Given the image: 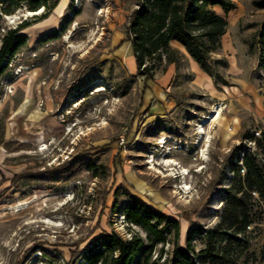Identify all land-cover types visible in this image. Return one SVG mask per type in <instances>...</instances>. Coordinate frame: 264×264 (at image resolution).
I'll list each match as a JSON object with an SVG mask.
<instances>
[{
	"label": "rangeland",
	"instance_id": "1",
	"mask_svg": "<svg viewBox=\"0 0 264 264\" xmlns=\"http://www.w3.org/2000/svg\"><path fill=\"white\" fill-rule=\"evenodd\" d=\"M232 1L211 53L217 77L171 41L162 60H147L145 80L126 39L139 0H58L37 14L24 1L0 12V38L28 24L27 45L0 78V264H64L75 248L80 262L112 231L148 243L125 218L132 197L179 222L153 258L169 256L173 241L186 247L191 229L201 231L194 251L203 246L243 153L264 162L254 142L264 131V0ZM252 200L234 264H264V209L256 192Z\"/></svg>",
	"mask_w": 264,
	"mask_h": 264
},
{
	"label": "trees",
	"instance_id": "2",
	"mask_svg": "<svg viewBox=\"0 0 264 264\" xmlns=\"http://www.w3.org/2000/svg\"><path fill=\"white\" fill-rule=\"evenodd\" d=\"M23 2L30 11L45 7L51 12L58 0L52 3L49 0H0V12L10 14ZM213 5H219L224 13L236 7L232 0H139L138 7L129 17L126 36L132 47L136 71L144 75L145 80L151 79V67L147 60L154 56L162 60V56L171 51L170 42L177 41L204 71L217 77L211 53L220 48V37L226 31L227 20L210 9ZM27 25L23 22L1 36L0 78L9 69L11 60L27 45L28 38L20 31ZM56 33L48 34L44 39L54 38ZM258 39L264 44V20L258 30ZM222 64L224 66V61ZM254 142L264 156V131L259 138H254ZM4 144L1 131L0 145ZM86 169H92L91 162L86 163ZM234 172L226 189L220 221L216 228L207 230V239L198 251H194L191 241L201 233L199 228L187 232L186 247L173 241L169 256L161 260V250L159 256L153 258L156 245L169 241L164 228L171 229L174 238H177L179 222L132 197L125 207V218L147 232L148 243L137 234L123 239L112 231L104 233L100 242L88 246L82 254V261L78 262L75 256L78 249L75 248L64 264H234L239 258L237 247L241 240L238 236L243 235L253 222L254 192L261 200V211L264 209V162L257 152L245 151ZM247 247V244L244 245L240 254ZM261 257L264 259V247Z\"/></svg>",
	"mask_w": 264,
	"mask_h": 264
},
{
	"label": "bare ground",
	"instance_id": "3",
	"mask_svg": "<svg viewBox=\"0 0 264 264\" xmlns=\"http://www.w3.org/2000/svg\"><path fill=\"white\" fill-rule=\"evenodd\" d=\"M40 11H41V8L38 9V10H36V11H30V12H31V13H35V14H37V13H39ZM218 117H219V111H218V109L216 108V109L214 110L213 115H211V116L209 117V119L213 120V119H217ZM207 121H208V120L204 121V123H206ZM199 128H200L199 131H200L201 133H203L204 128H203V125H202V124L200 125ZM201 135H202V134H201ZM204 155H205V151H204V149H203L202 156H204Z\"/></svg>",
	"mask_w": 264,
	"mask_h": 264
},
{
	"label": "crops",
	"instance_id": "4",
	"mask_svg": "<svg viewBox=\"0 0 264 264\" xmlns=\"http://www.w3.org/2000/svg\"><path fill=\"white\" fill-rule=\"evenodd\" d=\"M211 9L218 15L224 16L226 20L229 18L230 11L228 13H224L222 8L219 5H213L211 6ZM227 25H228V20H227ZM224 35V34H223ZM223 35L220 37V43L222 40Z\"/></svg>",
	"mask_w": 264,
	"mask_h": 264
},
{
	"label": "water",
	"instance_id": "5",
	"mask_svg": "<svg viewBox=\"0 0 264 264\" xmlns=\"http://www.w3.org/2000/svg\"><path fill=\"white\" fill-rule=\"evenodd\" d=\"M40 8H42V7H39L38 9H40ZM38 9H37V10H38Z\"/></svg>",
	"mask_w": 264,
	"mask_h": 264
}]
</instances>
